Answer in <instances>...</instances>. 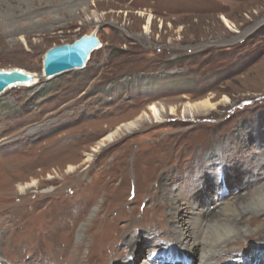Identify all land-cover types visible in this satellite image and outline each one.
Instances as JSON below:
<instances>
[{"label": "rangeland", "instance_id": "374dc122", "mask_svg": "<svg viewBox=\"0 0 264 264\" xmlns=\"http://www.w3.org/2000/svg\"><path fill=\"white\" fill-rule=\"evenodd\" d=\"M92 33L83 68L40 76L50 48ZM7 69L40 76L0 94V256L12 264L168 263L154 243L176 242L177 210L203 232L264 188V0H0ZM204 100L214 108L184 114ZM153 104L159 120L95 148ZM244 214L246 234L215 262L264 264V214Z\"/></svg>", "mask_w": 264, "mask_h": 264}, {"label": "bare ground", "instance_id": "6f19581e", "mask_svg": "<svg viewBox=\"0 0 264 264\" xmlns=\"http://www.w3.org/2000/svg\"><path fill=\"white\" fill-rule=\"evenodd\" d=\"M37 3H39V2L37 1ZM222 19H223L224 23L228 24L227 20L224 17H222ZM228 26H230V25H228ZM147 29H148V27H146V30ZM40 76L37 75L36 78L38 79ZM37 79L34 80V82H32L30 85L38 82ZM213 108H214V104H212L209 100H204V101L197 102L195 104H189V103L186 104L184 106L183 112H184V114L191 116L194 114L195 115L196 114H204V113L208 112L209 110H212ZM148 112L149 113L144 112L135 121H131V122L117 126L113 131L108 133L100 141V143H97L95 148H97L98 146H101V147L104 146L106 142L107 143L113 142L115 140V138L120 133L126 132L128 130L130 131L131 129L135 128L138 124V120L142 119V117L153 118L154 120H159L160 117L162 116V114L165 112V110L163 107L159 108L157 105L153 104V105H150L148 107ZM175 112H176L175 108L171 107L170 113L174 114ZM93 150H95V149L93 148ZM89 156L90 155H88L87 160H90ZM69 169L72 170L73 167H69ZM165 181L164 180L160 181L161 182V184H160L161 188L165 187V185H166ZM33 185L34 184H31L30 186H27V187H31ZM17 188L20 191L25 190L24 189L25 187H22L20 185L17 186ZM175 192H176L175 187H172L167 194L169 197V200L172 202L176 200V197H178V195ZM248 210H249V212H252V213L255 211V213L258 215L264 214V188L259 190L253 197H250L245 202L241 203L239 205V207L238 206H232V207L228 206V207L221 208V210L219 211V214L221 215V218L219 219V221L216 222L215 224L206 226L205 228H207V230L203 229V232L200 231L201 225H203L200 223L201 221H199L200 218L195 219V221L199 222L197 225H190L187 227H182L183 224H182V222H179V220L184 217V214H183V212L180 213L179 210H177L171 216V222L173 224H176L175 222H178L177 224H179V226H178L179 237L177 239H175L176 242H173V243L172 242H167V243L165 242V244H164L162 241H159L157 243H154V247L157 246L158 243H160V245L163 246V251H162L163 256H167V258L169 260L176 258V259H179L181 261H185L188 264H226L228 262H226L225 260L221 261V262H215L216 260L213 256L220 254V252L217 250L216 246L221 241H224L225 242V250H227L228 249L227 246L229 243H233L235 241H238V239H239V238H235V240L232 241L233 237H235V236L236 237H242V235L246 234V230H242V228L239 226V224H238L239 220L238 219L240 216L245 215L244 213H247ZM199 231H200V233H199ZM201 233H203V236H204L203 240H201L199 238ZM160 240H162V238H160ZM180 241H182V243ZM142 243H143V245L147 244L144 241ZM118 247H119V245H118ZM157 247L159 248V245ZM154 249L155 248H153L152 245L149 246L148 257L150 255V253L155 252ZM135 253L137 255H135V256L132 255L134 261L136 260V257H138L140 254L137 252V250L135 251ZM252 253H254V251L251 252V254ZM261 255L264 257V252H262ZM241 256L242 255H240V257H239L240 259L242 258ZM246 256H248V255H246ZM191 259H196L197 262L193 263L191 261ZM150 260H151L150 264H153L154 259L151 258ZM38 261H39V259H35L33 264H36ZM239 261H240L239 259H234L233 262L231 261V263L237 264V262H239ZM263 261H264V258H263ZM244 262H245V260H241L240 264H243ZM0 264H12V263H10L8 260L3 259L0 256ZM123 264H126V262ZM127 264H129V263H127ZM145 264H149V263H145Z\"/></svg>", "mask_w": 264, "mask_h": 264}, {"label": "water", "instance_id": "95a60500", "mask_svg": "<svg viewBox=\"0 0 264 264\" xmlns=\"http://www.w3.org/2000/svg\"><path fill=\"white\" fill-rule=\"evenodd\" d=\"M99 47L98 37L83 35L71 44L50 48L43 57L42 77L50 78L73 69L84 67L89 55ZM37 74L20 69L0 70V94L15 86H29ZM38 80V79H37Z\"/></svg>", "mask_w": 264, "mask_h": 264}, {"label": "clouds", "instance_id": "9594fccd", "mask_svg": "<svg viewBox=\"0 0 264 264\" xmlns=\"http://www.w3.org/2000/svg\"><path fill=\"white\" fill-rule=\"evenodd\" d=\"M212 223H216L215 221H212ZM205 230H207V228H205ZM201 240L204 239V236H203V233H201L200 237H199ZM217 250L219 252H223L225 251V242L224 241H221L217 246Z\"/></svg>", "mask_w": 264, "mask_h": 264}]
</instances>
